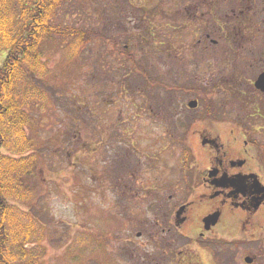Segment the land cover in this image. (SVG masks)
<instances>
[{
    "label": "rangeland",
    "instance_id": "374dc122",
    "mask_svg": "<svg viewBox=\"0 0 264 264\" xmlns=\"http://www.w3.org/2000/svg\"><path fill=\"white\" fill-rule=\"evenodd\" d=\"M55 23L95 29L117 43L94 40L69 61V43L57 38L47 54L53 88L28 107V132L42 158L45 263L197 264L166 255L165 242L176 234L162 233L163 210L149 204L167 201L155 184L172 183L177 198L187 193L177 184L187 177L197 184L207 157L200 166L192 149L202 147L198 133L208 128L197 90L226 117L255 124L264 151V93L254 85L264 69V0H67ZM196 98L199 106L190 109ZM115 181L122 191H114ZM129 183L133 192L123 187ZM151 184L153 196L145 197ZM228 238L246 242L232 247L238 259L247 252L264 264V229Z\"/></svg>",
    "mask_w": 264,
    "mask_h": 264
},
{
    "label": "trees",
    "instance_id": "16d2710c",
    "mask_svg": "<svg viewBox=\"0 0 264 264\" xmlns=\"http://www.w3.org/2000/svg\"><path fill=\"white\" fill-rule=\"evenodd\" d=\"M66 1L0 0V56L6 52L0 60V264H46V227L39 218L37 193L42 158L28 129H34V105L45 101L53 88L47 58L51 45L57 38L67 41L69 61H74L94 40L117 43L95 29L55 23ZM122 50L134 62L133 54ZM197 93L205 99L206 113H211L210 98L202 90ZM203 121L209 124L211 118L204 116Z\"/></svg>",
    "mask_w": 264,
    "mask_h": 264
},
{
    "label": "flooded vegetation",
    "instance_id": "af4514ba",
    "mask_svg": "<svg viewBox=\"0 0 264 264\" xmlns=\"http://www.w3.org/2000/svg\"><path fill=\"white\" fill-rule=\"evenodd\" d=\"M256 81L255 88L264 93L256 87ZM210 101L211 113L205 112L204 116L209 115L211 122L204 123L208 128L198 133L201 146L207 152L202 147L192 149L200 166L201 156L206 154L207 157L197 173V184L190 177H187L186 184H177L178 187L183 186V192H187L183 198H177L172 192L175 188L172 183L155 184L162 186L165 193L159 197H167V201L151 200L149 207L163 210L162 233L176 234V238L168 239L163 248L170 259L179 263L192 258L197 264H254L256 259L247 252H243L239 259L238 254L232 252L233 245L244 246L246 242L234 241L228 235L234 237L239 229L247 235H256L264 229V151H261L255 124L226 117L227 113L219 112L213 97ZM113 184L114 191H122L121 182ZM153 186L145 188V197L152 198ZM123 187L126 191L134 189L132 183ZM216 212L220 213L217 224L208 225L206 219ZM194 213H199L197 220H193ZM232 217L235 223L231 221ZM157 223H160L159 220ZM222 231L225 239L218 241L216 235ZM128 241L131 242V239L127 238L125 243ZM120 247L121 242L118 241L115 251L122 255ZM248 257L253 261L247 262Z\"/></svg>",
    "mask_w": 264,
    "mask_h": 264
},
{
    "label": "water",
    "instance_id": "95a60500",
    "mask_svg": "<svg viewBox=\"0 0 264 264\" xmlns=\"http://www.w3.org/2000/svg\"><path fill=\"white\" fill-rule=\"evenodd\" d=\"M256 87L263 90L264 91V73H262L259 77V79L256 82ZM198 105V101L197 100H193L189 103V106L191 108H196ZM232 183H234L233 181H231ZM220 217V213L216 212L214 214H211L210 216H208V218L206 219L208 225H216L218 222V219ZM247 262H252L253 259L251 257H248Z\"/></svg>",
    "mask_w": 264,
    "mask_h": 264
}]
</instances>
